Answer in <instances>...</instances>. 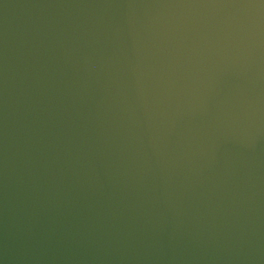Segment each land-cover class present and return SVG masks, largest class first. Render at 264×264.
Segmentation results:
<instances>
[{"label":"water","instance_id":"1","mask_svg":"<svg viewBox=\"0 0 264 264\" xmlns=\"http://www.w3.org/2000/svg\"><path fill=\"white\" fill-rule=\"evenodd\" d=\"M0 264H264V0H0Z\"/></svg>","mask_w":264,"mask_h":264}]
</instances>
